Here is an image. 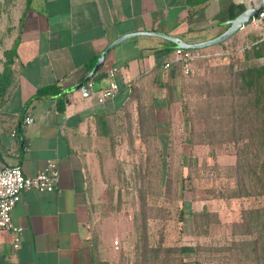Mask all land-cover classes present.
Instances as JSON below:
<instances>
[{
    "label": "crops",
    "instance_id": "obj_1",
    "mask_svg": "<svg viewBox=\"0 0 264 264\" xmlns=\"http://www.w3.org/2000/svg\"><path fill=\"white\" fill-rule=\"evenodd\" d=\"M222 1L208 12L217 0L194 11L187 0H24L10 47L15 50V83L0 104V168L18 166L33 176L56 160L59 179L52 191L22 192L11 211L12 223L22 228L20 241L15 248L10 232L0 228V264H94L91 198L93 178L99 173V144L105 143L97 135L95 116L120 113L130 84L141 77L144 82L155 78L159 126L176 122L180 136V105L168 103L163 88L168 71H158L170 42L153 35L127 38L109 51L85 94L75 86L100 52L123 34L156 30L188 41L216 36L214 26L208 29L217 17L228 15L229 4ZM168 58L174 60V51ZM2 68L3 62L0 72ZM112 69L116 72L110 77ZM111 80L118 91L101 101ZM48 87L69 91L36 97L39 89ZM160 110L166 119L159 117Z\"/></svg>",
    "mask_w": 264,
    "mask_h": 264
},
{
    "label": "trees",
    "instance_id": "obj_2",
    "mask_svg": "<svg viewBox=\"0 0 264 264\" xmlns=\"http://www.w3.org/2000/svg\"><path fill=\"white\" fill-rule=\"evenodd\" d=\"M210 1L187 0V5L194 11ZM244 9L242 4L230 3L227 8L229 19ZM174 50L175 46L170 42L163 50L165 57L158 71L164 68L165 62H170L169 67L164 68L168 78L163 88L168 103L177 101L180 105L184 123L180 141L188 147L186 157L181 151L178 155L185 163L177 168L179 172L175 177L172 151L168 148L165 153L164 147L163 153L157 148L151 149L161 136L155 113V78L144 82L141 77L133 81L128 101L120 113L95 116L97 135L105 139L108 154H114L116 149L117 127L122 132L120 138H125L130 150L128 168H132L128 180L124 173L126 168L119 170L118 178L127 186L130 180L133 181L131 186L139 204L127 241L130 249L127 251L126 246H122L114 264H264V205L241 208L237 218L230 223L229 234L212 236L208 243L167 244L161 228L153 235L148 230L150 223L163 226L164 217L158 214L165 210L161 198L165 197L169 202L168 196L172 192L180 197L187 189L195 199L196 191L202 190L210 198L223 201L264 196V64L259 61L264 57V38L231 53L225 51L217 57L210 55L193 61L191 67L201 61L208 71L188 85L187 94L195 101L192 107L183 104L186 92L182 85L181 62L168 58ZM14 60L15 50L11 48L4 54L0 72V104L15 83ZM59 93L54 87L41 88L36 97ZM169 126L167 132L172 130ZM221 155L233 157L223 174L198 172V159H215ZM186 167L187 176L183 172ZM153 168H156L155 172ZM187 217L193 234L202 238L211 237L210 227L221 222L218 212L206 205L190 210ZM219 238L221 240H217ZM92 243L94 264H111L102 258V240L95 232ZM127 252H132V256Z\"/></svg>",
    "mask_w": 264,
    "mask_h": 264
},
{
    "label": "rangeland",
    "instance_id": "obj_3",
    "mask_svg": "<svg viewBox=\"0 0 264 264\" xmlns=\"http://www.w3.org/2000/svg\"><path fill=\"white\" fill-rule=\"evenodd\" d=\"M222 2V0H217V2L209 7L208 12H212L215 7L221 5ZM224 2L227 4H242L244 8L252 6V3H254L250 0H224ZM23 4L24 0H0V65L4 61L5 52L11 49L10 47L16 33L19 15ZM227 19H229V17L226 13L217 17L214 22L209 24L210 28L208 30L214 26L218 35L225 29L226 26L224 25V22ZM263 38L264 20L254 19L244 25V27L239 29L231 38L223 43L207 47V52L214 54V57H217L222 52L229 51V53H231L235 50H240L250 42ZM259 61L264 64V57H261ZM200 62L201 61H198L194 64L192 67V73L183 74L184 78L182 80V85L186 92L183 104L187 105L188 103L189 107L194 106L195 101L191 94H187L188 85L191 86L196 80L203 77L206 74V71H208L207 67L201 65ZM159 117L161 119H166V112L160 110ZM171 117L172 114L170 111L169 118ZM169 124L168 127L161 126V128H159L161 136L158 141L153 143L151 149L157 148L160 153H163L162 148L164 147L165 153L168 148L172 151V156L174 157L172 158V170H174L173 176L175 177L177 172H179L177 168L180 164L184 165L185 161L178 158L180 151L182 152L183 144L180 141L181 135L179 136L177 133L176 122L172 124L173 127L171 125V135L165 133L170 127ZM117 126L118 123H116V127ZM117 129L118 131L116 135L117 139H119L117 140L114 154L111 155L107 153L105 150L107 148L105 143L99 144V146H101V150L98 151L99 173L93 178V196L91 198V204L94 209L95 233H97L102 240V258H105V260L111 264H114L119 259V250L122 246H126L127 251L130 249L127 241L129 233L133 229L132 218L138 210L139 205L136 201L135 190L131 186L133 181L130 180L127 186L125 182L120 180L121 178H118L119 170L121 168H126L124 173L128 180L130 178V170L132 167L128 168V163L129 165L131 163L129 147H127L125 143V138H120L123 134L118 127ZM185 149L188 153V147ZM127 150H129V152ZM151 151L154 152L153 150ZM155 157L157 156L155 155ZM165 160L166 159H164V161ZM232 162L233 157L221 155L215 159L200 158L198 159L196 166L198 167L197 170L199 173H218L221 175ZM123 164L126 165L124 166ZM155 170L156 168H153V172H155ZM183 172L185 173V176H187V167L183 168ZM191 196V193L186 189L184 194L182 193L180 197H178L176 192H172V194L168 196L171 199L169 202H167L165 197L161 198V201L164 200L163 205L165 206V210L158 211V214L164 217V223L162 227L150 223L148 226L150 233L153 235L159 230V228H161L167 244L187 242L208 243L211 241L210 238H213L212 236L229 234L230 223L237 218L238 212L241 208L264 205V196L223 201L210 198L207 194H204L202 190L196 191V194H194L195 199H192ZM204 203L210 210L218 212L221 218L219 224L210 227L211 237L207 238L197 237L193 234L191 224L187 217L190 210L200 209ZM114 240H118L117 247L114 245ZM217 240L221 239L219 238ZM127 254L132 256L133 253L127 252Z\"/></svg>",
    "mask_w": 264,
    "mask_h": 264
},
{
    "label": "built area",
    "instance_id": "obj_4",
    "mask_svg": "<svg viewBox=\"0 0 264 264\" xmlns=\"http://www.w3.org/2000/svg\"><path fill=\"white\" fill-rule=\"evenodd\" d=\"M257 20H264V10L259 14ZM255 19V20H256ZM254 20V19H253ZM211 54L202 50L190 51L181 48H175L174 60L181 62L184 74L192 73L191 63L199 58L207 57ZM170 62L164 64L168 68ZM116 69L109 71V76L115 75ZM118 91V84L111 80L108 89L101 93V101L107 97L115 95ZM30 121L29 117L25 118L26 124ZM59 179V171L56 160H49L46 166L33 176L24 175L18 166H6L0 168V228L8 230L11 234V243L16 248L20 241L22 228L16 226L11 220V211L20 196L25 190L52 191L56 188ZM118 240H114L117 247Z\"/></svg>",
    "mask_w": 264,
    "mask_h": 264
},
{
    "label": "water",
    "instance_id": "obj_5",
    "mask_svg": "<svg viewBox=\"0 0 264 264\" xmlns=\"http://www.w3.org/2000/svg\"><path fill=\"white\" fill-rule=\"evenodd\" d=\"M263 10H264V0H259L258 4H253L252 6L245 8L235 17L225 21V24L227 26L221 33H219L218 35L212 38L199 40V41H188L181 37L174 36V35L161 32V31H156V30H142V31H135V32L123 34L117 39H115L114 41H112L111 43H109L100 52L90 72L85 76V78L81 82L76 84L75 88H79L81 92L85 94L89 90V85H88L89 81L94 77L96 72L102 66L109 51L115 45L121 43L127 38H130L136 35H153V36H158V37L168 40L169 42L174 44L175 48H181V49H186V50L187 49L189 50L204 49L207 47H211V46L223 43L227 39L231 38L239 29L244 27V25L249 23L251 20L258 18L259 14ZM68 91L69 89L64 90L61 93H59L58 96L65 95Z\"/></svg>",
    "mask_w": 264,
    "mask_h": 264
},
{
    "label": "bare ground",
    "instance_id": "obj_6",
    "mask_svg": "<svg viewBox=\"0 0 264 264\" xmlns=\"http://www.w3.org/2000/svg\"><path fill=\"white\" fill-rule=\"evenodd\" d=\"M251 2H254L252 4H258L259 0H250Z\"/></svg>",
    "mask_w": 264,
    "mask_h": 264
},
{
    "label": "flooded vegetation",
    "instance_id": "obj_7",
    "mask_svg": "<svg viewBox=\"0 0 264 264\" xmlns=\"http://www.w3.org/2000/svg\"><path fill=\"white\" fill-rule=\"evenodd\" d=\"M227 20H228V19H227ZM227 20H226V21H227ZM225 26H227V25L225 24ZM225 28H226V27H225Z\"/></svg>",
    "mask_w": 264,
    "mask_h": 264
}]
</instances>
